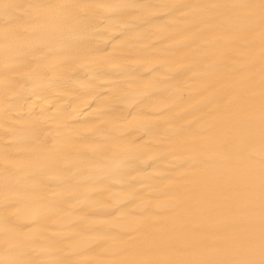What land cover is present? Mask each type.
Instances as JSON below:
<instances>
[{"label":"bare ground","instance_id":"bare-ground-1","mask_svg":"<svg viewBox=\"0 0 264 264\" xmlns=\"http://www.w3.org/2000/svg\"><path fill=\"white\" fill-rule=\"evenodd\" d=\"M264 0H0V264H262Z\"/></svg>","mask_w":264,"mask_h":264},{"label":"snow or ice","instance_id":"snow-or-ice-1","mask_svg":"<svg viewBox=\"0 0 264 264\" xmlns=\"http://www.w3.org/2000/svg\"><path fill=\"white\" fill-rule=\"evenodd\" d=\"M262 264H264V262H262Z\"/></svg>","mask_w":264,"mask_h":264}]
</instances>
